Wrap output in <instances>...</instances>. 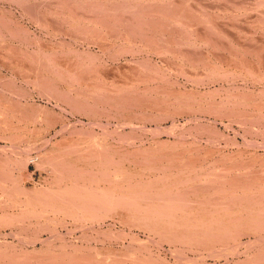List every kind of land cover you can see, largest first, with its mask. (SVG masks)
Wrapping results in <instances>:
<instances>
[{"label": "bare ground", "instance_id": "bare-ground-1", "mask_svg": "<svg viewBox=\"0 0 264 264\" xmlns=\"http://www.w3.org/2000/svg\"><path fill=\"white\" fill-rule=\"evenodd\" d=\"M81 1L92 16L66 15V26L76 28L50 31L67 40L51 46L35 41L19 18L0 13V41H9L0 48V68L11 71L0 72V264H264V102L245 87L255 75L264 84V74L248 60L237 65L239 51L260 47L259 38L254 46L255 31H244L252 47L239 44L214 19L242 17L260 36L264 0L245 3L239 13L219 7L212 17L203 0ZM32 20L44 33L47 24ZM107 25L111 33L102 31ZM212 30L220 40L230 37L231 46L219 45ZM77 40L100 51L81 58ZM28 42L38 53L26 49ZM189 46L205 49L185 53ZM222 47L229 50L227 63L215 52ZM100 54L117 63L113 71L97 68ZM180 77L188 89L175 84ZM222 79L225 85L213 86ZM19 81L59 102L27 101ZM258 95L264 98V88ZM66 105L86 123L65 119L59 111ZM231 114L243 130L239 142L216 126ZM181 115L189 126L176 125ZM164 120L171 125L163 127ZM233 120L222 121L225 128ZM139 128L151 138H142ZM163 132L172 138L158 136ZM30 164L48 173L33 189L25 181Z\"/></svg>", "mask_w": 264, "mask_h": 264}, {"label": "rangeland", "instance_id": "rangeland-1", "mask_svg": "<svg viewBox=\"0 0 264 264\" xmlns=\"http://www.w3.org/2000/svg\"><path fill=\"white\" fill-rule=\"evenodd\" d=\"M22 2V5H20L21 4V2ZM20 1H17L18 3L20 2V4H18V3H10L9 2V0L8 1H5V0H0V8H1V11H0V13H1V15H3V14H5L4 16H10V15H12V16H15V18L17 19V18H19V20L20 21H23L24 23H26V24H28V27H29V29H31V30H33V31H31L32 33H35L36 35H35V37H39V39L41 40H39V39H35V41H39V43H41V42H43V41H45V42H43L44 43V45L45 44H47V45H52V44H54V45H56V44H58L57 42H60L61 40H63L65 43L67 42V40L66 39H64V37H62V36H59L58 38H51L50 37V35H49V33H50V31H56V30H61V32L62 31H65V32H68V31H72L73 30V27L74 28H76V26L73 24V26L72 27H67L69 24L68 23H64L63 21L65 20V16L66 15H68L69 14V16H70V14H71V16H73L72 14H74V12L73 11H75L76 13H77V15H91L92 16V13H88V12H90L89 11V9H88V7L87 6H89V4L88 5H85L86 7H87V9H85V6H84V2L83 1H81V0H78V1H76V0H64V1H62V0H48V3H50V4H48L46 1L47 0H45V1H43V3H42V1L41 0H27V1H29V2H27L26 0H20ZM33 1V2H32ZM35 1V2H34ZM59 1V2H58ZM62 1V2H61ZM79 1H80V3H79ZM87 1V0H86ZM194 2H197V3H200V0H193ZM212 1V2H211ZM233 0H224V1H222V0H203V5H205V8L207 9V11L209 12V11H211L212 9V11H211V17L213 16L212 14H214L215 12L214 11H216L217 12V10L219 9V7L221 8L220 10L221 11H223V9L224 10H226L227 8H231V9H229V11H235V10H237V12L239 13L240 11H241V9H240V7L242 8V9H244V7H246V5H249V4H247V3H250V1L252 2V0H234L233 2H232ZM244 1V2H243ZM248 1V2H247ZM37 2H38V4H37ZM53 2V3H52ZM58 2V3H57ZM68 2V3H67ZM83 2V3H82ZM218 3V4H221V5H218V4H216V3ZM231 2V3H230ZM26 3H28V5L26 4ZM29 3H30V5L31 6H29ZM32 3V4H31ZM46 3H47V5H46ZM62 5L63 3H65V4H63L62 6H63V8H62V6L60 5V4ZM67 3V4H66ZM242 3H243V5H242ZM245 3H246V5H245ZM26 4V5H25ZM33 4H35V6L33 7L32 5ZM56 4V5H55ZM59 4V5H58ZM81 4H83V5H81ZM86 4H87V2H86ZM229 4V5H228ZM36 5H38V6H36ZM71 7H70V6ZM73 5H75V7L77 8V9H75L74 8V6ZM200 5H202V4H200ZM216 5V6H215ZM245 5V6H244ZM22 6H24V7H22ZM42 8H40V7ZM43 6V7H42ZM44 6H45V8H44ZM51 6V7H50ZM57 6V7H56ZM59 6H61V11H60V9H59ZM65 6V7H64ZM84 8V12H83V8ZM235 6V7H234ZM25 7H27L26 8V10H25ZM29 7V8H28ZM50 7V8H49ZM201 7V6H200ZM208 7V8H207ZM213 7V8H212ZM4 8V9H3ZM31 8H33V9H31ZM40 8V9H39ZM48 10H47V9ZM56 8V9H55ZM58 8V9H57ZM81 8H82V11H81ZM108 8H109V6H108ZM216 8H218L217 10H216ZM226 8V9H225ZM29 9V10H28ZM45 9V12L44 11H42V10H44ZM67 11H66V10ZM71 9V10H70ZM75 9V10H74ZM215 9V10H214ZM23 10H24V16L23 17H20V12L22 11L23 12ZM34 10H35V12H34ZM6 11H8V13L6 12ZM12 13H11V12ZM29 11V12H28ZM55 11V12H54ZM57 11V12H56ZM65 11V12H64ZM69 11H70V13H69ZM77 11H79L80 12V14H79V12H77ZM88 11V12H87ZM227 11H228V9H227ZM31 12V13H30ZM35 14H34V13ZM52 12V13H51ZM72 12V13H71ZM9 14V15H7V14ZM11 13V14H10ZM27 13H28V16H27ZM30 13V14H29ZM37 13H39V14H37ZM54 13V14H53ZM53 14V15H52ZM64 15L63 17H62V15ZM227 14V13H226ZM49 15V16H48ZM51 15V16H50ZM55 15V16H54ZM59 15V16H58ZM228 15V14H227ZM47 16V17H46ZM55 18H54V17ZM58 16V17H57ZM70 16V17H71ZM215 16H216V14H215ZM28 17V18H27ZM33 17H34V22L36 23L37 21L39 22V23H43L44 24V26L47 24V26H46V30H48V31H44V33H40L39 32V28L37 27L36 28V24L34 25V23H33ZM50 17V18H49ZM62 17V18H61ZM127 16H124V18H126ZM20 18H22V19H20ZM32 18V19H31ZM54 18V19H53ZM226 18V17H225ZM40 19V20H39ZM48 19H49V21H51V22H49L48 21ZM56 19H57V21H56ZM92 19H96L95 21H99L100 23H102V20L100 19V17H98V19H100V20H98L97 19V16L96 17H93ZM214 19H216V23L219 25V28H221L222 27V29L223 30H227L230 34H231V32L234 34V36L238 39L239 37V39H240V43L239 44H242V43H244V44H246L247 42L245 41V39H246V34L244 33V31H246V32H250V33H247L248 35H250V34H252L254 31H255V33H254V39L253 40H250V42L252 43V45H254L255 43L253 42V41H256V39L257 38H259V39H257V43L258 44H260V47L259 46H257V45H254V46H257L256 48H258V49H256L255 47H253L252 49L254 50H247V51H245V53H242L241 51H239L240 52V54H239V58H238V61H239V63H237V65H241L242 63H241V60H242V62L244 61V59L247 61V62H250L252 65H254L255 67H256V69H257V71H258V73H263L264 74V50L263 49H261L262 47H261V44H264V34H262L261 32L259 33L258 32V34H261L260 36L258 35V36H256L257 35V32L256 31H258V29H256V27H257V25L256 24H254V29H252V27L250 26V28H249V25L250 24H248V23H246V26H245V22L244 21H242V17H241V19H239V20H237L236 21V19H235V21L237 22V23H234V21L233 20H228V22L226 21V19H224L225 21L223 22V19H218L217 17H214ZM218 19V20H217ZM59 20H61V21H59ZM222 20V21H221ZM16 21V20H15ZM240 21V22H239ZM32 22V23H31ZM37 22V23H38ZM61 22V23H60ZM129 22V21H128ZM128 22H126V25L124 26V25H122V27L124 26L125 28L126 27H128L129 26V24H128ZM227 22V23H226ZM231 22H233V23H231ZM240 23V25H239V23ZM242 22V23H241ZM50 23V25L48 26V24ZM60 23V24H59ZM62 23H63V25H62ZM90 23H93V20H91L90 21ZM226 23V24H225ZM55 24V25H54ZM68 24V25H67ZM128 24V25H127ZM236 24V25H235ZM53 25V26H52ZM67 25V26H66ZM248 25V26H247ZM255 25H256V27H255ZM60 26V27H59ZM103 26H105L106 27V25H104L103 24ZM102 26V27H103ZM109 25H107V28L105 29V27H103L101 30L102 31H105L104 33H111L110 32V30H109V27H108ZM241 26H243V27H241ZM245 26V27H244ZM56 27V28H55ZM64 27V28H63ZM65 27H67V28H65ZM123 27V28H124ZM234 27H237L238 29H239V31L241 32H234L233 30H232V28H234ZM50 28L52 29V30H50ZM53 28H54V30H53ZM58 28V29H57ZM60 28H63V29H60ZM259 28V27H258ZM56 29V30H55ZM200 28H197V30H199ZM228 29H230V30H228ZM249 29V30H248ZM201 30V29H200ZM30 31H28V32H30ZM178 31H180V30H178ZM178 31H176V29L174 30L173 29V31H171L170 33L172 34V35H174V33L175 34H177L178 36H179V33H178ZM212 31H214V38H215V40L217 41V43H219V45H224V47L226 46V45H228V46H231V44H228L229 42H233L232 40L230 41V37H229V40L228 39H226V38H228V37H226L225 35H224V37H221V40L223 41L222 43H220V39H219V32H217L218 33V36H216L217 35V33H216V31L215 30H212ZM252 31V32H251ZM95 32V31H94ZM98 33H102V32H97V33H95L96 35L98 34ZM197 33H199V32H197ZM213 33V32H212ZM237 33V34H236ZM94 34V33H93ZM79 35H81L80 33H79ZM48 36V37H47ZM85 36V35H84ZM95 35H89V37H94ZM100 36V35H99ZM98 36V37H99ZM216 36V37H215ZM221 36V35H220ZM263 36V37H262ZM88 37V39H91V38H89ZM97 37V36H96ZM257 37V38H256ZM62 38V39H61ZM66 38V37H65ZM218 38V39H217ZM223 38V39H222ZM224 38H225V40H224ZM245 38V39H244ZM260 38H263V41L260 39ZM53 39H54V42H53ZM43 40V41H42ZM92 40V39H91ZM90 40V41H91ZM259 40H261V41H259ZM63 41H61V43L63 42ZM244 41V42H243ZM9 41H0V48L1 47H4V49L3 50H5V44L7 45V43H8ZM250 42L248 41V43H247V45H245V46H248L249 48H251L252 46L250 45ZM262 42V43H261ZM17 43H19V42H16V44ZM28 43H31V42H28ZM28 43H26V49H28L30 52H32V53H38L36 50H33V49H36V47H37V45H35L33 42L31 43V44H28ZM42 43V44H43ZM51 43V44H50ZM155 43H156V40H155ZM90 44H92V43H90ZM88 45V44H84V43H82L81 42V40L80 41H78L77 40V42H76V48H77V51H78V53H80L79 54V56L81 55V58L82 57H87V53L88 54H94L93 52H95V53H97L98 51H100L99 50V48H98V46L97 45H94V44H92V45ZM249 44V45H248ZM31 45H33V46H31ZM30 46H31V48H30ZM36 46V47H35ZM92 46V47H91ZM200 47V46H199ZM202 47V46H201ZM85 48V49H84ZM194 47L192 46H189V47H187V48H185L186 49V51H185V53L187 52V51H190V52H194L195 50H196V55H199V54H201V51L200 50H198V49H205L204 47L203 48H194ZM234 48V47H233ZM260 48V49H259ZM31 49V50H30ZM82 49H84L83 51H82ZM184 49V50H185ZM188 49V50H187ZM191 49V50H190ZM193 50V51H192ZM258 50V51H257ZM260 50V51H259ZM34 51V52H33ZM86 51V52H85ZM89 51V52H88ZM91 51V52H90ZM198 51V52H197ZM200 51V52H199ZM203 51V50H202ZM229 50H227V49H224L223 47L221 48V49H218V51H215L216 52V54L217 55H219L220 53H222V55L221 56H219V57H223V59H220V60H222V61H225L224 63H227L228 62V60H230L231 61V59L229 58L228 59V52ZM262 51V52H261ZM2 52V50L0 49V54H3V53H1ZM81 52L84 54V55H82L81 54ZM256 52H258V53H260V55H261V57L259 56L258 57V53H257V55H256ZM227 56V57H225V55ZM246 54H247V56H246ZM224 55V56H223ZM246 56V57H245ZM251 56V57H250ZM195 57V56H194ZM243 57V58H242ZM80 58V59H81ZM129 58H130V56H129ZM170 58V57H169ZM240 58H242V59H240ZM249 58H250V60H249ZM257 58V59H256ZM259 58V59H258ZM263 58V59H262ZM121 59V58H120ZM153 59L154 60H156V62L155 63H157L158 61H159V59L157 58V57H153ZM213 60V58L212 57H210L209 58V60ZM228 59V60H227ZM233 59V58H232ZM236 59V58H235ZM171 60H175V59H171ZM101 61H104V62H101ZM119 61H121V60H119ZM263 61V62H262ZM110 62V63H109ZM113 62H114V64H113ZM123 62V61H122ZM178 63L179 61L178 60H175L174 61V63ZM103 63V64H102ZM183 63L185 64V66H187V64H186V62L185 61H183ZM254 63V64H253ZM261 63V64H260ZM101 64H102V66H101ZM112 64H113V66H112ZM133 64V63H132ZM136 64V63H135ZM263 64V65H262ZM98 67L97 68H100V70H102V71H104V70H106L107 69V71L108 72H110V71H113L114 69H115V66L117 65V63L115 62V61H113V60H108V58L107 57H105V56H103V55H101L100 54V59H98ZM106 65V66H105ZM109 65V66H108ZM138 64H136V66H137ZM102 68V69H101ZM109 69V70H108ZM110 69H112V70H110ZM200 68L199 67H196V69H190L192 72H194V70L195 71H198ZM4 71V72H3ZM0 72H2L3 74L5 73V74H7L8 76L10 75V73H11V71H8V70H6L5 68H0ZM259 74V75H260ZM256 75L255 76H253V79H254V81H255V83H250V84H248V83H246L245 84V82L244 81H242V80H239V84H238V86H240L241 87V85L243 86V84H245V87L246 86H248V87H250V93L251 92H253L255 95H256V97H255V102H260V100H261V102H264V98H262V97H260L259 95H258V91L259 90H262V88H264V84H262V81H258L257 79H256ZM180 79H181V77H180ZM183 79H181V80H179L177 83H175L176 85H178V84H183L184 85V83H185V81H182ZM180 82V83H179ZM221 82H224V83H222L221 84ZM213 83V86H219L220 84L221 85H225V83H226V81L224 80V79H222V80H220V82H218L217 80L215 81V82H212ZM243 83V84H242ZM219 84V85H218ZM258 84V85H257ZM17 85L19 86V88H21L22 86L23 87H25V88H23V90H25V89H27V91H25V93H26V95H27V101H29V102H42L41 104H45V103H47L49 106H52V104H54L53 102H59V100H57L56 98H53V97H47L46 95H41V94H37L35 91L33 92V88H31L32 87V85H29V84H24V83H21L20 81L17 83ZM252 85V86H251ZM253 85H254V87H253ZM261 85V86H260ZM185 86V88L186 89H188V87H189V85H184ZM63 87V86H62ZM212 87V86H211ZM254 88V89H253ZM241 89H242V87H241ZM256 89V90H255ZM198 90L200 91V92H202V91H205V90H203V87H202V85L201 86H199V88H198ZM29 91V92H28ZM28 93V94H27ZM29 95V96H28ZM29 97V98H28ZM259 97V98H258ZM33 98V99H32ZM258 98V99H257ZM54 99V100H53ZM200 101V100H199ZM60 102H62V101H60ZM64 102V101H63ZM51 103V104H50ZM198 104H200L199 102H198ZM67 106V105H66ZM64 107V108H66V109H68L67 111H69V113H66L65 111V113L64 112H60L59 111V109H57L58 111H59V113L61 114V115H64L63 117H66L65 119H68V121H72V122H76L75 120H77L78 118V120H81V121H77L76 122V124H83V123H86V117L84 116V115H81V114H76L75 115V113H72L71 111H70V109H69V107L67 108V107ZM221 107V106H220ZM226 107H228V106H222V108H225L226 109ZM56 110V109H55ZM74 115V116H73ZM234 115V114H233ZM232 114H231V116H228L229 117V119H228V117H226V118H224L225 120L223 121V122H225V123H232V120H233V116ZM76 116V117H75ZM202 116V115H201ZM203 117V116H202ZM231 117V118H230ZM237 117V116H236ZM235 118V117H234ZM183 119H184V115H181V116H179L178 118H177V122H175L176 123V125H178V127H187V126H189L188 124V122H185V121H183ZM202 119H204V117L202 118ZM214 119V118H213ZM238 119V118H237ZM84 120V121H83ZM104 120V119H103ZM212 120V119H211ZM211 120H207V121H210L211 122ZM82 121H83V123H82ZM221 119L220 118H218V123L216 124V126L220 129V131H222V133H224V134H226V135H230V136H236V139L238 140V142L239 141H241V137H242V134H243V130H242V128H240V126L239 125H237L238 124V122L236 121V119L235 120H233V124H232V128H225V124H223V122L221 121ZM235 121H236V123H235ZM165 122V123H164ZM170 122V120H164V121H162L161 122V125L163 126H170L171 125V123L170 124H168ZM186 123H188V124H186ZM222 123V124H221ZM151 123H146V125H150ZM166 124V125H165ZM183 125V126H182ZM224 125V126H223ZM243 125V124H242ZM112 126V127H111ZM137 126H139V125H137ZM147 126V127H148ZM151 126V125H150ZM152 126H154V123L152 122ZM163 126V127H164ZM146 127V129H148ZM98 128V127H97ZM97 128H95L94 130H93V132H94V134H95V136H99V137H101V135L103 134V131H102V129H100L99 130V128H98V130H97ZM217 128V129H218ZM112 129H114V126L113 125H110L109 126V130H112ZM192 129H193V127H192ZM234 129H235V131H234ZM125 131H127V132H130L129 130H130V128L129 127H125V129H124ZM138 130V129H137ZM139 130H141V131H139L140 132V134H141V136H142V138H151L150 136L152 135V133H150L149 131H147V130H145L146 132H147V134L145 135L143 132H144V130H142V129H140L139 128ZM193 131V130H192ZM250 131L251 132H249L248 134L249 135H255L254 133V131H252L251 129H250ZM138 132V133H139ZM235 132H236V134H235ZM253 132V133H252ZM173 133V132H172ZM234 133V134H233ZM252 133V134H251ZM93 134V133H92ZM160 134V135H159ZM158 134V136H160L162 139H170V138H172V134L170 135L169 133H166L165 134V132H163V133H159ZM168 134V135H167ZM237 135H239V136H237ZM229 136V137H230ZM260 136V135H259ZM252 137H248V139H251ZM262 139V138H261ZM28 171V172H27ZM31 171V172H30ZM45 173V174H44ZM30 175H31V177H30ZM45 175H47L48 176V173H47V171L46 170H44V169H38V168H35L34 167V165L33 164H30L29 165V167H28V169L27 170H25V181H26V187H28V188H31V189H33V188H35V186H38L39 184H40V182L42 183L44 180L43 179H46L47 177L45 176ZM41 177V178H40ZM29 178V179H28ZM28 179V180H27ZM34 186V187H33ZM7 230V229H6ZM79 233L78 232H75V233H73L72 235H78ZM16 239V238H15ZM9 240H12V238H10ZM8 240V241H9ZM15 241V240H14ZM40 245L38 244L37 246H36V248L37 247H39ZM114 249H113V251H115V250H119V244H117V243H114V244H112L111 245ZM118 246V247H117ZM110 247V246H109ZM167 248V247H166ZM164 251V253H163V256L165 255V253H166V249L165 250H163ZM162 253V252H161ZM233 260H235V258L234 259H230L229 260V262H232Z\"/></svg>", "mask_w": 264, "mask_h": 264}]
</instances>
